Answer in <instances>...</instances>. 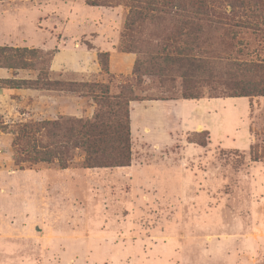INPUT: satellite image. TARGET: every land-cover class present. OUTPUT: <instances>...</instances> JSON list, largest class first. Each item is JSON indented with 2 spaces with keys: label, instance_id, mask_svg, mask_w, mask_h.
Instances as JSON below:
<instances>
[{
  "label": "rangeland",
  "instance_id": "374dc122",
  "mask_svg": "<svg viewBox=\"0 0 264 264\" xmlns=\"http://www.w3.org/2000/svg\"><path fill=\"white\" fill-rule=\"evenodd\" d=\"M107 1L112 5L0 0L3 45L40 50L42 59L32 58V71L39 72L62 45L95 47L98 28L109 34V45L111 32L119 31L120 44L128 7L122 0ZM244 2L241 11L260 29L211 30L206 48L239 61H264V26L255 17L264 12V0ZM211 4L222 9L219 0ZM132 67L107 75L110 93L133 84ZM67 75L73 81L86 77ZM134 88L148 98L173 94L148 77ZM197 88L207 99L200 105L182 101L175 88V99H146L163 101L132 113L126 166L86 167L78 148L65 168L57 161H20L18 124L91 118L96 105L87 93L62 91L70 101H63L62 110L54 101L58 113L52 118L0 114V264H264V95L232 96L239 90L214 81ZM189 118L205 127L193 130ZM156 119L159 128L145 134L142 123L155 125Z\"/></svg>",
  "mask_w": 264,
  "mask_h": 264
},
{
  "label": "trees",
  "instance_id": "16d2710c",
  "mask_svg": "<svg viewBox=\"0 0 264 264\" xmlns=\"http://www.w3.org/2000/svg\"><path fill=\"white\" fill-rule=\"evenodd\" d=\"M122 1L128 12L119 48L137 54L132 67L133 84L120 85L119 91L112 94L105 82L51 80L48 73L53 53L48 54V64L39 69L36 80H0L12 82L17 88L26 85L79 95L87 93L96 105L91 118L60 117L18 124L14 143L20 161L30 164L57 161L65 168L71 151L78 148L84 153L86 167L126 166L131 162V101L175 99V88L182 98H201L197 87L201 82L212 81L238 89L239 93L232 96L264 95V61H239L214 55L213 49L206 48V34L211 30L260 29L256 21L249 19L247 11H241L244 0H219L224 5H218L222 8L219 10L211 4L216 0ZM86 3L112 5L107 0H86ZM255 17L264 26V12ZM37 57L42 59L35 47L0 46V67L32 69V58ZM97 59L101 71L108 73V52H97ZM143 77L152 78L160 88L173 94L161 98L138 95L134 86L140 87ZM223 78L226 82H221ZM220 96L223 95L214 97Z\"/></svg>",
  "mask_w": 264,
  "mask_h": 264
},
{
  "label": "crops",
  "instance_id": "0c3cea01",
  "mask_svg": "<svg viewBox=\"0 0 264 264\" xmlns=\"http://www.w3.org/2000/svg\"><path fill=\"white\" fill-rule=\"evenodd\" d=\"M115 11H118V7L115 8ZM118 28L122 26V22H118ZM4 29V28H3ZM2 29V30H3ZM98 35L94 36L93 41L95 47L86 48L82 45L75 47L72 44L62 45L59 48H56L50 65H49V74L51 75L50 79L52 80L55 77L57 80L64 81H73L74 79L70 78L67 73L71 74H86V77L81 75L80 81H107V75H118L121 73H128L133 66L135 60V54L131 52H122L118 50V40H119V31L111 32L113 45H109L107 41L108 33L102 34L100 29L97 31ZM118 34V35H117ZM106 36L104 38L103 36ZM110 38V37H109ZM4 33L0 32V46L3 45ZM101 44H100V43ZM104 46V47H103ZM27 47V46H26ZM108 52V73H102L100 65L97 60V52ZM88 60H91L92 67L89 66ZM38 78V72L32 71L28 68H6L0 67V80L4 79H13V80H36ZM62 92V91H61ZM227 99H236L238 97H225ZM70 101L69 95L66 92L53 94L49 89H39L35 87H26V88H4L0 87V114L7 119H10V111L12 115H22L26 114L28 116H35L39 119L52 118V116L57 115L58 109H65L63 101ZM207 99H182L187 104L200 105L202 101ZM56 102L57 110L53 108V102ZM163 100H134L129 103L130 106V132L132 133V113H137L140 109L142 114L147 109L157 107L159 102ZM177 101V100H172ZM67 103V102H65ZM23 109L30 110V113L23 111ZM9 111V112H8ZM32 111V113H31ZM24 112V113H23ZM145 113V112H144ZM157 117V116H156ZM193 120V118H189ZM159 119L154 120L155 125L149 124V122L144 121L141 125V129L145 134L151 132L152 130H157L159 128ZM194 121V120H193ZM200 127V128H199ZM205 125L201 121H194L192 129H201ZM190 131V130H188Z\"/></svg>",
  "mask_w": 264,
  "mask_h": 264
}]
</instances>
